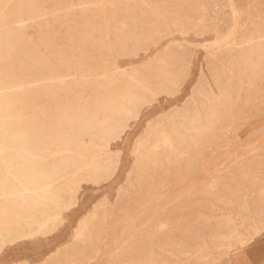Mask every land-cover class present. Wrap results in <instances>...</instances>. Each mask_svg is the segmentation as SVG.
Returning a JSON list of instances; mask_svg holds the SVG:
<instances>
[{
	"label": "rangeland",
	"instance_id": "rangeland-1",
	"mask_svg": "<svg viewBox=\"0 0 264 264\" xmlns=\"http://www.w3.org/2000/svg\"><path fill=\"white\" fill-rule=\"evenodd\" d=\"M96 2L0 0V61L41 60L23 87L50 119L0 154L59 192L22 205L10 171L0 259L264 264V0Z\"/></svg>",
	"mask_w": 264,
	"mask_h": 264
},
{
	"label": "bare ground",
	"instance_id": "bare-ground-1",
	"mask_svg": "<svg viewBox=\"0 0 264 264\" xmlns=\"http://www.w3.org/2000/svg\"><path fill=\"white\" fill-rule=\"evenodd\" d=\"M104 1L105 0H97L95 5H97L98 9L100 10L99 15L102 16L103 19H106ZM95 33V30H93L91 33L93 38L95 37ZM66 47L67 52L71 56H74L76 52H78V48L75 45H67ZM103 47H108V44H104ZM60 57L61 54H57L56 51L51 52L49 60L46 61V65L44 66L60 64ZM36 61L38 64L36 63L33 65V68L28 67L25 59L22 56L21 50L18 48H15L11 52L4 54V59L0 61V92L2 91L0 93V143L7 144L9 148L16 147L15 142L17 139L28 136L37 122H50V119L47 116V111L44 112V116L41 117V119L30 114L31 103L28 101L31 97L29 96L37 93L38 90L37 88L24 89L23 87L25 84V77L27 75L31 76L33 83H37V81L42 78L41 73L38 71L41 60ZM86 87L94 88V84H86ZM94 89L96 92L102 93L99 86H96ZM26 93L29 96H27ZM40 107L41 106L38 104L35 105L36 109ZM57 117L59 116H56V118ZM52 126L53 125L49 126V130H52ZM56 126H58V122ZM25 159L26 158L23 155L17 154L15 150L12 149L5 155L4 153L0 154V169L5 171L4 175L0 177V190H8L9 183L7 176L11 174L10 171H14L12 173L15 177L13 189H16L20 186V190L25 192L18 197L19 203L22 205H27L30 200L33 202V196H29L27 192H33L40 187L45 188L44 195L46 197H51L57 201L59 199V192H55L47 180L43 178V171L41 168L37 165L25 166ZM3 220L4 217L0 213V221L3 222Z\"/></svg>",
	"mask_w": 264,
	"mask_h": 264
},
{
	"label": "snow or ice",
	"instance_id": "snow-or-ice-1",
	"mask_svg": "<svg viewBox=\"0 0 264 264\" xmlns=\"http://www.w3.org/2000/svg\"><path fill=\"white\" fill-rule=\"evenodd\" d=\"M260 231H261V238L264 239V227H262ZM252 235H255V233H253ZM249 238H251V237H249ZM0 264H22V262L21 261L0 259ZM34 264H37V262H34Z\"/></svg>",
	"mask_w": 264,
	"mask_h": 264
}]
</instances>
